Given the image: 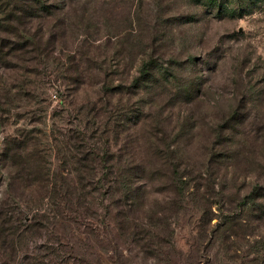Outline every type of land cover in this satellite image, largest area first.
Here are the masks:
<instances>
[{
	"label": "rangeland",
	"instance_id": "rangeland-1",
	"mask_svg": "<svg viewBox=\"0 0 264 264\" xmlns=\"http://www.w3.org/2000/svg\"><path fill=\"white\" fill-rule=\"evenodd\" d=\"M229 1L237 16L211 17L193 0H67L65 30L45 36L52 42L44 53L15 52L0 36V209L19 211L12 212L14 226L41 209L46 224L7 237L22 246L17 264L37 257L41 264H264V198L244 206L234 228L225 225L264 185V0ZM82 12L90 30L77 35ZM185 16L197 20L185 23ZM148 55L165 65L175 58L178 67L193 55L198 75H209L194 103L164 94L165 111L156 103L137 123L144 102L121 95L134 113L125 116L127 132L148 152L144 137L157 131L162 150L177 152L188 184L180 194L163 161L149 153V173L138 181L141 204L117 208L119 198L109 196L114 185L100 180L99 158L95 174L87 173L96 148L109 149L106 162L118 166L115 112L105 115L98 103L110 99L103 69L118 71L115 85L129 84ZM233 113L243 117L235 141L224 128ZM7 260L0 251V264Z\"/></svg>",
	"mask_w": 264,
	"mask_h": 264
},
{
	"label": "trees",
	"instance_id": "trees-1",
	"mask_svg": "<svg viewBox=\"0 0 264 264\" xmlns=\"http://www.w3.org/2000/svg\"><path fill=\"white\" fill-rule=\"evenodd\" d=\"M193 1L196 2V5L199 4L200 6H205L204 8L207 11L208 9L211 10V17H221L223 15L231 17L237 16V11L229 5L228 2H231L229 0ZM66 2L67 0H0V36L3 38L2 46L9 47L10 50L14 49L15 52L32 47L33 50H36L39 53H44L52 42L51 40H48L49 37L51 35L55 36L56 34L60 35L59 33L65 30V23L64 20H61V17L67 13H65V9L67 8ZM215 11L217 13H214ZM242 11L244 10H241V13H239L240 15L245 14ZM82 13L83 14L78 13V25L74 29V32L77 35H80L81 31L85 32L90 30V26L86 23L88 18L84 12ZM186 18L187 20L184 21L185 23L197 20L194 16H187ZM47 35L48 39L44 40ZM9 36L14 39L13 42L9 41ZM79 46V44L76 46V51H78ZM82 58L90 60L89 53H82ZM176 63H178V60L174 58L170 64L165 65L159 57L148 55L142 59L141 63L137 66L135 73L129 76L131 78L129 84L121 81L118 85H115L113 82V75L118 74V71L113 70L107 72L106 69H103L105 74V84L102 87V92L104 95L110 93V99L106 97L105 100L102 98L98 101V103L102 102L101 107L99 108L105 111V115L114 111L117 123L115 128H112L108 123H105L104 130L101 132L105 133L104 136H108L110 128H112L114 137H116L117 140V145L114 147L118 152V166L116 169L114 163L110 164L106 162L105 155L108 154L109 149L105 147L96 148V150L102 152L96 154V150L94 151L92 154L94 157L89 159L92 164L88 166L87 173L91 175L95 174L96 158H99L102 163H100L99 166L103 170L100 180H102L104 184L106 182V184H111V186L114 185L109 188V196H113L112 198H119L118 201H113L117 208H119L120 204H124L125 206H139L141 204L140 200L143 194V184L138 183V181L145 178L146 173H149L146 165L147 158H150L149 153L151 154V157H158L163 161L166 165L167 171L173 176L175 187L180 190V194H183V189L188 184L183 177L185 175L180 170L181 163L178 161L175 162L173 159V156L175 155L174 153L177 152L168 147V145L167 149L162 150L158 142L160 135L157 131H150V134H147V136L144 137L147 141V152V150L142 148L139 142L134 139V133L127 132L128 129L125 128L127 125L123 123L126 120V115H129V113L132 115L134 113L132 112V106L124 103V99L121 95L129 97V104L130 98L133 97L140 98V101L144 102L145 105L136 110V115L134 114V116H137V120L133 123H137L138 121L147 118L148 110L152 109L156 103L162 104L163 110L165 111L166 105L164 106V94L172 95L171 97H174L175 100L181 98L184 102L180 103V105H183L194 103L196 98L204 92L203 89L207 85L209 75L205 76L203 73H199L198 75L195 70L197 67V60L194 56H188L185 62H183L184 67L174 65ZM216 67L217 65L215 64L211 67V71H216ZM121 74H123V71H121ZM112 94L115 96L113 99ZM116 96L119 97L116 98ZM98 103L94 104V108H98ZM129 119H131L130 116ZM163 120V116H161V122H164ZM242 122L243 117L239 116L237 113H233L229 116L224 128L229 130L230 140H236L235 133ZM117 124H119V126H117ZM80 133L71 134V136L72 138L77 139ZM121 139L122 141H120ZM124 139H127V141L124 142ZM145 153H147V156H145ZM4 161L5 158L0 161L3 163L0 168H3ZM263 166L264 163H262V167ZM36 167L37 164L34 163L30 165L29 168L33 169ZM157 169L158 170L155 174H161L163 172L162 169ZM16 172L17 174H20V169H16ZM104 186L107 187L106 185ZM116 194H118V196H116ZM260 197L264 198V185H257L253 193L243 198L241 204L243 209H240L237 214H231L227 217L225 225L229 226L228 229L234 228L239 224L240 218L247 213V209H244V206H246V208L248 206L249 208L253 207V202ZM14 210L17 211L16 209H0V251L2 252L3 257L8 259L4 264H13L15 262L17 264V257L15 255L23 253L22 246L19 247L14 243L13 239L9 240L8 238H14V236L17 235L20 238H23L27 232L30 233L32 230L40 231L45 229L44 226H46L39 217L41 215V209H36V212L32 216L28 215L27 217H21V221L19 220L16 224L20 222H23V224L20 226L19 224L18 226H14L13 223L17 219L12 215ZM260 210L264 217V206L260 205ZM49 218L50 213L48 212L47 217H44L43 219ZM25 219L26 221L24 223ZM9 223L10 227L8 229L5 225ZM38 224L40 226H37ZM4 238L8 239V241ZM48 248V246L45 247V249ZM41 262L42 261L37 257L30 261L28 260L27 264H41ZM21 263L22 262H20V264Z\"/></svg>",
	"mask_w": 264,
	"mask_h": 264
}]
</instances>
